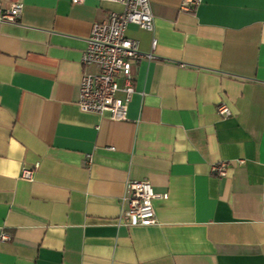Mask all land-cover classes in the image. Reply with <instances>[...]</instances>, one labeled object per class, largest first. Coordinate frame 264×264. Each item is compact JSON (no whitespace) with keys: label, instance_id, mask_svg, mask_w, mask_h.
<instances>
[{"label":"crops","instance_id":"crops-1","mask_svg":"<svg viewBox=\"0 0 264 264\" xmlns=\"http://www.w3.org/2000/svg\"><path fill=\"white\" fill-rule=\"evenodd\" d=\"M150 3L154 30L126 35L153 59L119 122L78 97L92 26L124 7L0 0L24 5L0 23V264H264V0ZM129 180L167 195L156 225L125 223Z\"/></svg>","mask_w":264,"mask_h":264},{"label":"built area","instance_id":"built-area-1","mask_svg":"<svg viewBox=\"0 0 264 264\" xmlns=\"http://www.w3.org/2000/svg\"><path fill=\"white\" fill-rule=\"evenodd\" d=\"M121 4L122 12H111L107 20L95 23L87 40L82 58L83 73L79 86L78 107L84 113L109 115L114 121H127L129 104L135 93L133 66L153 55L140 51L139 43L127 37L130 25L153 31L155 17L150 0H101ZM83 4L85 0H72ZM203 0H182L181 10L195 12ZM24 14V5L15 4L0 16V23L17 24ZM157 41L154 40L155 47ZM123 94L124 97H120ZM221 116L229 117L230 109L220 105ZM89 163L92 162L88 156ZM245 161L240 160L238 165ZM231 162L222 161L211 166L213 175L226 178ZM36 168L25 167L22 178L29 182L36 180ZM158 194L149 180H129L123 197V218L128 226H152L158 223L154 202L165 199ZM3 241H10L11 235L4 233Z\"/></svg>","mask_w":264,"mask_h":264}]
</instances>
